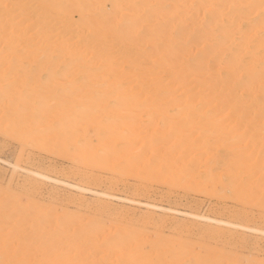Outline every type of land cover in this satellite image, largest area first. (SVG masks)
Listing matches in <instances>:
<instances>
[{
	"label": "bare ground",
	"instance_id": "bare-ground-1",
	"mask_svg": "<svg viewBox=\"0 0 264 264\" xmlns=\"http://www.w3.org/2000/svg\"><path fill=\"white\" fill-rule=\"evenodd\" d=\"M89 1L0 0V148H20L13 162L0 154L11 166L0 177V264H264L215 246L264 237L263 227L21 164L37 149L90 172L231 199L240 216L264 221V0ZM44 184L78 191L75 201L92 193L102 211L117 198L206 226L201 238L168 236L73 212L53 192L27 204Z\"/></svg>",
	"mask_w": 264,
	"mask_h": 264
},
{
	"label": "rangeland",
	"instance_id": "rangeland-1",
	"mask_svg": "<svg viewBox=\"0 0 264 264\" xmlns=\"http://www.w3.org/2000/svg\"><path fill=\"white\" fill-rule=\"evenodd\" d=\"M89 2H93V1L90 0ZM124 5H127V4H124ZM17 145H18L17 143L12 142L11 146L4 148V149L0 148V154L2 155L3 159H7L11 162L15 161L18 157L17 155L20 150L19 145L18 146ZM29 151L33 154L30 153L31 154L30 155ZM32 151L31 149L30 150L28 149L27 152L24 153V156L21 159V164L30 169H39L45 172L47 171L53 176H57L61 179H65V180H68L70 182H75V183L78 182L89 188L96 189L98 191L105 190V191L110 192L113 195H116L117 197L120 196L123 198H130V199H134L136 201L142 202V203L147 202V203H152V204H158L160 206H163L166 208L171 207L179 211L206 214V215L215 216L219 218L229 219L235 222H240V221L246 222L251 225L255 224V225H258L264 228L263 220L255 219L251 221V220H247L243 218L242 216H240L237 213V210L239 209L238 203L236 201L233 202V200L231 199H228L225 201L223 199L222 200L218 199L217 197L214 198L213 196H207L203 193L201 194V193H196V192H193V193L187 192V191L185 192V190L179 189L178 187L173 188L172 190L168 191L169 189L167 188V186L161 183L159 184L157 182L147 183V181L145 182L140 181L134 178V176L132 177L121 176L119 174H112L110 173V171L108 170L106 171L102 169H92V172H90L91 168L88 167L87 165H77L74 162H71L70 160L64 157H60V156L57 157L56 155H51V154H48L44 151H40L37 149L32 150ZM27 155L31 159L28 158ZM33 157L34 159H32ZM10 173H11V166L6 162L0 161V177L5 179L7 176L10 175ZM21 189H17L18 192L16 190L15 191L17 193H20ZM22 190L25 192V189H22ZM15 191H14V194H16ZM52 192L55 194V198H58V196H60V199L58 198V200L53 199L52 200L54 201L53 203L56 202L57 205H60L63 207L69 206V208H71L70 209L71 211L75 210L73 212H80V213L82 212V214H84L85 212L94 210L95 212L98 213V215L99 214L103 215L104 213L103 218L105 219V221L108 220V222H110L109 220L111 219L113 221L118 220L124 223H129L130 221H132L133 224L140 225V226L144 225L146 230L149 229L151 230V232L154 230V228L156 230V228L161 227L164 230V232L168 234V236L169 235L174 236L175 234L176 235L181 234L188 238H193V239H196L199 237L201 238V235H203V234H200L202 233L201 229L205 228L206 226V222H202L201 226L200 224L196 225L195 223L192 222L191 218H188L180 213H175V214L166 213L163 215L164 212L160 210L155 211V209H149L143 204L130 203V202H126L123 200H118L117 198L107 199L106 201L109 202V203L106 202L107 203L106 205H108V209L102 211L103 209L101 210L99 208L98 209L96 208L97 201H98L97 200L98 197L96 195L89 193V192L84 193L82 196L84 199L82 200L84 202H81L79 200H76L77 201L76 202L75 200L71 199V197H73V195H75L74 197H76L78 194L76 198H79V197L81 198V196H79V192L76 190H73L72 188L65 187L62 185L56 186V185H51V184H44L42 186L41 191H37V193L31 192L32 194L31 193L29 194V196L31 195V198L33 200H31V198L28 197L29 201L31 202L27 204H31V203L33 204L34 202L36 201L38 202L40 200H47L48 194L50 193L52 194ZM32 195L34 197H32ZM126 210L128 213L126 212ZM13 212H16V210ZM258 213L259 212H257V214ZM51 223L54 225L53 222ZM145 223H147L148 225ZM52 224L49 225V228L53 226ZM192 224H194V227ZM239 236L240 237L242 236L241 239ZM243 236L244 235L242 234L238 235L239 240H242L240 241L241 244L238 242L239 245H237V243L235 244L234 241L231 242L230 240H229L230 243L227 245L226 243L227 241L225 240L226 242H224L223 240L224 237H221V238L217 237L216 238L217 240H215L217 242V245H215L216 244L215 241H212V239L210 240L208 236L206 238L212 241L213 244L217 247H221L225 243L226 246H228V248L232 250V249H236V246H237L238 247L237 249L240 252H242V254L247 255L248 253L249 254L252 253L253 255L257 256L259 259L264 260L263 259L264 258V237L263 236L261 237V235L253 234V232L252 233L248 232V234L245 235L246 238ZM242 238L244 239V241ZM254 241L257 242V244H254L255 243ZM243 243L244 245H242ZM233 244L234 246L235 245L236 246L234 247Z\"/></svg>",
	"mask_w": 264,
	"mask_h": 264
}]
</instances>
